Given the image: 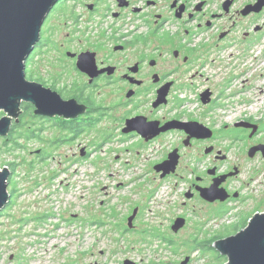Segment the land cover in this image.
<instances>
[{
    "label": "rangeland",
    "instance_id": "1",
    "mask_svg": "<svg viewBox=\"0 0 264 264\" xmlns=\"http://www.w3.org/2000/svg\"><path fill=\"white\" fill-rule=\"evenodd\" d=\"M102 1V8L112 2ZM74 5L72 0L55 5V11L42 26L43 43L26 60V77L31 67L34 78L45 82L31 81L60 94L62 88L66 91L85 83L66 51L94 47L104 54L106 50L87 42L79 48L69 18L74 15ZM126 19L135 25L140 22L136 18ZM122 24L123 19L115 24L121 26V35L134 30L130 26L125 29ZM92 25L89 34L94 37L95 21ZM142 31L148 34L145 28ZM157 43L162 41L152 40L146 44L147 49L152 50ZM165 44L164 53L171 48ZM218 50L195 83L202 80L214 87L221 95L220 101L228 104L222 112L235 109L237 117H249L262 129L254 140L257 137L264 141V38L254 43L220 44ZM135 53L129 49L115 55L112 61L121 66V58L126 64L132 60L128 56L134 57ZM229 85L233 95L225 91ZM126 87L123 83L121 91L116 85L97 87L94 101L107 107L102 110L106 118L68 142L50 145L56 137H71L58 125L62 120L55 117L42 121L24 115L25 127L38 136L17 138L21 147L13 146L9 140L4 144L5 137H0V170L4 165L8 168L10 194L0 210V264H181L185 259V264H219L214 260L213 241L209 240L237 232L232 230L237 211L248 212L245 221L256 210L264 212V159H248L246 141H238L228 156V161L241 169L230 186L240 190L243 202L222 207L190 200L184 196L186 184L178 176L155 177L153 166L162 158L168 142L145 143L121 136L119 122L125 112L121 93ZM3 115L0 111V117ZM41 151L48 154L40 158ZM201 158L204 162L196 164V150H189L179 163L181 173L192 177V168L200 175L211 161L209 156ZM250 175L254 176L253 181ZM134 209L136 215L129 227L127 218ZM177 217L186 218L187 224L173 232L170 226ZM198 224L200 229H196Z\"/></svg>",
    "mask_w": 264,
    "mask_h": 264
},
{
    "label": "flooded vegetation",
    "instance_id": "2",
    "mask_svg": "<svg viewBox=\"0 0 264 264\" xmlns=\"http://www.w3.org/2000/svg\"><path fill=\"white\" fill-rule=\"evenodd\" d=\"M62 1L58 0L57 4ZM72 1L75 3L74 15L69 18L75 29L79 48L85 46L87 42L96 47L106 48V50L104 54L94 47L66 51L65 55L70 59L78 74L85 78V83L66 91L62 88L59 94L63 99L74 98L77 103L86 106V111L75 118L60 117L62 122L74 125L83 122L87 127H92L99 119H105L106 113L102 110H106L107 107L94 101L96 88L116 85V88L121 91V83H123L127 87L125 90L123 88L121 93V97L124 96L122 103L125 109L119 122L121 136L123 138L135 137L145 143L167 141V150L163 151L158 163L164 161L173 150H176L179 155L175 172L167 174L162 179L178 176L179 181L186 184L183 194L190 200L198 199L204 203L222 207L231 203L243 202L240 190L232 189L230 186L231 180L238 177L241 169L238 164L232 163L231 160L228 161V156L230 152H233L232 149L238 141H246L244 150L247 158L263 160L264 141L257 139L262 129L247 116L237 117L235 109L223 113L222 110L228 104L220 101L221 95H217L215 88L206 85L202 80L198 83H195V80L202 77L203 70L214 61V56L220 52L218 50L220 44L254 43L264 38V3L260 8H256L259 0H111L110 4L106 3L102 8L99 5L101 2L104 3L102 0ZM55 7L49 12L45 21L51 17ZM75 10H77L76 13ZM126 18H136L140 22L135 25L129 23L130 21ZM121 19H123V28L130 26L134 30L121 35V26L115 25L120 23ZM94 21L93 37L89 32ZM109 22V26H104ZM42 26L40 40L35 48L40 46V42L43 43ZM144 28L148 34L143 33ZM156 38H159L162 43H157L152 50H148L146 44ZM165 43L171 48L166 49L164 53L162 50H164ZM61 45L67 46L65 43ZM129 49L136 52L135 60L133 55H127L132 60L125 64L121 56H118L121 58V66L112 61L115 55ZM86 51L95 54L97 69L113 67V72L99 73L90 80L88 75L81 72L75 64L77 55ZM67 53L76 55L71 57ZM148 53L151 54L148 55ZM162 87L167 89L165 100L154 106L158 91ZM225 91L233 95L232 85L226 86ZM128 92L132 94L127 97ZM205 92H208L206 97L203 96ZM187 94L190 97H186ZM203 98L206 99L205 102ZM102 114L104 116H101ZM137 116L144 117L146 122H154L155 128L171 122L175 124L196 122L206 127L211 135L207 138H196L183 128H169L145 141L136 131L122 132L125 121ZM67 131L71 137L64 138L61 143L68 142L69 139H74L79 134L76 128ZM255 136L257 137L254 140ZM224 142L229 143L224 145ZM256 146H261V149L250 155L249 151ZM238 149L242 150L240 147ZM189 150H196V155H198L196 164L203 163L204 160L201 157L204 156H209L211 161L200 175L190 168L189 175L192 173L194 176L191 175L192 177L188 178L181 173L179 163ZM37 153L39 150L36 151ZM234 172L235 174L229 175ZM154 173L155 177L161 178L159 172ZM251 175L249 178L253 181L254 176ZM215 179H221L219 187L225 189L228 194L222 202L219 200L208 202L199 195V188L208 187ZM182 203L187 205L184 201ZM225 210L231 209L225 208ZM247 215L248 212L245 210L237 211L233 216L237 219L233 227L240 226L246 220ZM184 219L186 226L187 219ZM200 228L201 225L198 224L196 229ZM199 231L201 233V230Z\"/></svg>",
    "mask_w": 264,
    "mask_h": 264
},
{
    "label": "water",
    "instance_id": "3",
    "mask_svg": "<svg viewBox=\"0 0 264 264\" xmlns=\"http://www.w3.org/2000/svg\"><path fill=\"white\" fill-rule=\"evenodd\" d=\"M57 2L58 0H0V111L4 113L0 117V137H6L11 126L19 121L22 102L32 105L34 115L48 118L58 116L70 119L86 111V106L77 103L74 98L63 99L56 90L37 81L28 80L25 74L26 60L40 40L41 26ZM263 3L264 0H259L255 7L260 8ZM67 55L74 57L76 54ZM75 64L90 80L99 73L113 72V67L97 69L93 52L78 54ZM166 93V88H160L153 105L163 102ZM131 94L132 92H128L127 97ZM207 95L208 92L203 94L204 97ZM205 101L203 98V102ZM153 123L146 122L141 116L129 118L125 121L122 132L136 131L145 141L169 128H183L196 138H207L211 135L206 127L196 122H171L160 128H155ZM258 149H261V146L251 148L249 154L253 155ZM178 159L179 155L173 150L164 161L155 164L153 169L163 178L175 172ZM233 174L235 172L229 175ZM8 175V168L4 165L0 170V210L10 197L7 191ZM220 182L221 179H215L208 187L199 188L200 197L208 202L224 201L228 194L225 189L219 187ZM135 215L136 209L127 218L129 227L132 226ZM184 223L183 217H177L171 229L176 232ZM212 247L226 257L223 264H264V212H256L249 218L246 226L234 234L214 240ZM187 261L188 259H185L181 264Z\"/></svg>",
    "mask_w": 264,
    "mask_h": 264
},
{
    "label": "trees",
    "instance_id": "4",
    "mask_svg": "<svg viewBox=\"0 0 264 264\" xmlns=\"http://www.w3.org/2000/svg\"><path fill=\"white\" fill-rule=\"evenodd\" d=\"M41 44L42 43L40 42L39 45H41ZM26 71H27V69H26ZM33 73H34L33 72V69H31V67H30L29 70H28V76H27V79L28 80H34V79H36L37 81L45 82L40 77L34 78ZM54 85L55 84H52V88H55ZM21 108H22V112H21V114L19 116V121L17 123H14L11 126V129H10L8 135L3 139V143L4 144L6 143V141L9 140V141H12L13 142V146H15V147H21V144L17 141V138L29 139V138H34V137H37L38 136L33 131H31L30 129H28L27 126L25 127V121L23 120L24 119V115L31 116L33 119H41L42 121L53 120V119H49V118H46V117H43V116L34 115L33 112H32L33 107L29 103L23 104L21 106ZM56 117H58V116H56ZM58 125L62 129H67V130L68 129H71V128H76V130L79 133L80 132H83L87 128V125H85L83 122L82 123H79V124H76V125L71 124V123L61 122ZM36 130H41V127L38 128V129H36ZM103 139L106 140V138H104V137H103ZM63 141H64L63 138L56 137L55 140L50 141V145L51 146H53L54 144H57L58 145V144H61V142H63ZM41 152H42V154H41L40 158H44L46 156L45 154H48V153H46V151H41ZM12 192H13V189L11 190V195H12ZM246 224H247V222L244 221V222H242V224L240 226H238V227H236V228H234L232 230L233 231H238V229L240 227H244ZM214 240H216V239H212V240L210 239L209 242H212ZM214 260L216 262H219V264H223L226 261V257L225 256H222V255H220L219 253L216 252L215 255H214Z\"/></svg>",
    "mask_w": 264,
    "mask_h": 264
}]
</instances>
